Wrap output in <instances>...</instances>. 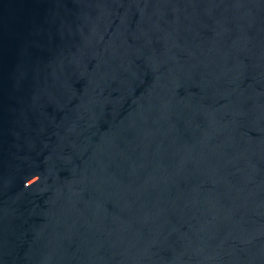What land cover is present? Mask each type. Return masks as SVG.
Returning <instances> with one entry per match:
<instances>
[{"label":"water","instance_id":"1","mask_svg":"<svg viewBox=\"0 0 264 264\" xmlns=\"http://www.w3.org/2000/svg\"><path fill=\"white\" fill-rule=\"evenodd\" d=\"M0 264H264V0H0Z\"/></svg>","mask_w":264,"mask_h":264},{"label":"clouds","instance_id":"2","mask_svg":"<svg viewBox=\"0 0 264 264\" xmlns=\"http://www.w3.org/2000/svg\"><path fill=\"white\" fill-rule=\"evenodd\" d=\"M33 183V182H32ZM27 185H31V183H26Z\"/></svg>","mask_w":264,"mask_h":264}]
</instances>
